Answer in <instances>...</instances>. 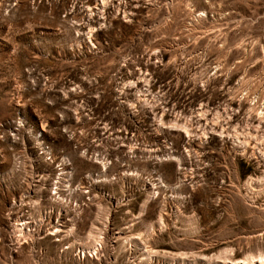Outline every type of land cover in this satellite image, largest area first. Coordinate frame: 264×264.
Here are the masks:
<instances>
[{
	"label": "rangeland",
	"instance_id": "obj_1",
	"mask_svg": "<svg viewBox=\"0 0 264 264\" xmlns=\"http://www.w3.org/2000/svg\"><path fill=\"white\" fill-rule=\"evenodd\" d=\"M260 259L264 0H0V264Z\"/></svg>",
	"mask_w": 264,
	"mask_h": 264
},
{
	"label": "bare ground",
	"instance_id": "obj_2",
	"mask_svg": "<svg viewBox=\"0 0 264 264\" xmlns=\"http://www.w3.org/2000/svg\"><path fill=\"white\" fill-rule=\"evenodd\" d=\"M83 249V248H82ZM85 251V250H84ZM84 254V253H83ZM261 260V262H260V264H264V260H262V259H260ZM254 261V260H253ZM243 262V264H255V263H248V262H246V261H242ZM227 264V263H226Z\"/></svg>",
	"mask_w": 264,
	"mask_h": 264
}]
</instances>
